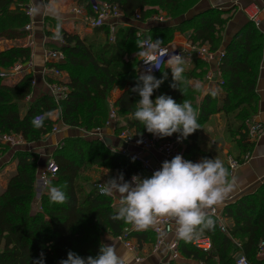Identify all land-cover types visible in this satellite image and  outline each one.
<instances>
[{
  "label": "trees",
  "instance_id": "16d2710c",
  "mask_svg": "<svg viewBox=\"0 0 264 264\" xmlns=\"http://www.w3.org/2000/svg\"><path fill=\"white\" fill-rule=\"evenodd\" d=\"M197 1L80 0V3L85 4L90 17H96L94 2L98 9L101 3H109L118 5L127 20H134L139 15L137 22L145 23L157 15L155 7L166 12L170 18L177 19ZM27 2L0 0V74L31 58L30 47H3L1 44L4 41L26 39L28 32L25 27L30 22L24 10ZM50 22L53 23L52 20ZM226 24L222 13L211 9L183 20L175 27H156L150 37L163 40L162 45H166L172 41L175 31L183 33L191 30L189 40L192 44H208L213 52L223 42ZM58 31L63 43L52 45L51 48L62 51L66 59L64 63L51 64L50 67L68 74V81L59 79L57 82L68 89L67 97L56 101L49 93H45L26 106L33 92V76L25 75L13 85L0 77V135L21 136L26 143L36 144L51 134L58 123L72 129L84 128V132L103 129L108 121V103L111 101L118 116L124 119L117 133L128 131L136 137H151L152 134L143 125L130 118L139 100L138 94L131 91L139 76V69L133 65L137 58L131 57V54L135 50V42L145 38L137 37L136 29L129 27L116 32L115 43L103 45L99 42L100 37L105 35V41L110 37L107 26L96 28L91 37H81L61 28ZM263 40L262 34L250 21L232 38L221 60L223 82L215 96L212 92L204 95L201 88L190 84L193 79L204 80L205 64L185 59L184 81L178 85L186 89L185 95L178 88L171 87V71L162 66L161 70L153 74L157 79H163V83L154 91L152 99L161 94L170 95L177 103L187 99L198 112L201 127L212 116L223 114L230 140L245 158L255 142L249 135L248 127L257 105L255 87ZM165 73L167 78H164ZM48 81L56 83L54 79ZM115 90L118 94L114 97ZM47 112H52V116L57 113L58 119L53 120L51 116L45 120L43 127L34 128L31 123L33 118ZM200 129L184 139L183 154L193 162L204 157L216 158L212 150L201 146ZM177 135L161 139L173 140ZM71 141L72 155L64 148L54 153L52 160L58 171L54 177H50L53 185H66L64 191L68 200L65 204H54L49 202L48 195H44L41 210L37 212L33 211L32 203L38 156L28 151L15 152L13 159L17 169L10 174L6 188L0 192V264H32V260L38 259L41 252L44 253V264H59L60 260L67 258L69 250L85 258L95 256L105 235L117 240L129 226L123 221L112 219L117 210L112 197L100 195L93 179L82 180L81 176L90 169L109 170L116 176L123 172L125 180H130L134 174L142 177L151 174L132 156L111 153L98 139ZM3 148L8 150L7 146L0 143V149ZM241 155L235 158L239 162L242 160ZM225 166L231 175L229 166ZM223 215L233 223L226 228L227 233L221 230L219 221L214 218L215 228L199 234L211 239L210 251H201L190 241L184 240L180 241L178 251L191 264H236L238 252L250 264H264V260L258 259L259 246L264 243V188L254 197L226 206ZM131 238L137 240L138 249H142L145 244L156 243V235L149 231L134 233Z\"/></svg>",
  "mask_w": 264,
  "mask_h": 264
},
{
  "label": "crops",
  "instance_id": "0c3cea01",
  "mask_svg": "<svg viewBox=\"0 0 264 264\" xmlns=\"http://www.w3.org/2000/svg\"><path fill=\"white\" fill-rule=\"evenodd\" d=\"M257 4L264 9V0H198L194 3L185 14L177 19L170 18L168 14L161 9L155 7L157 15L151 17L145 23H139L137 20H127L125 16H121L117 19L108 21L107 27L111 32L116 35V32L120 29H126L134 27L136 29L137 37L148 38L150 37L151 31L156 27L164 28L166 26H176L177 23L190 19L193 16L200 14L207 10H218L222 13V17L227 20L223 32V42L217 51H211L208 44H192L189 40L192 35L191 30L185 32L175 31L174 37L171 42L166 45H162L168 48L170 51L175 50H189L190 47L195 48L205 47L211 53H214L210 63L202 62L197 58L186 59L188 62L200 61L206 66V74L204 80L193 79L190 84L197 86L200 85L202 94L206 95L209 92L220 91L219 83L223 82V78L220 73V54L225 52L227 45L230 43L232 38L248 24V19L245 16L243 10L250 4ZM26 5H32L35 8V16L32 22V32L28 33L26 39L23 41H15V45H23L31 48V57L35 65V79L36 86L33 87V92L30 98L26 101L32 103L43 94L48 93V79H54L53 75L47 74L50 70V65L45 61V54L51 48L52 45H57L56 39L59 37L58 28H61L65 32L78 34L81 37H91L96 29L91 28L85 21V16L88 17L85 4L80 3V0H28ZM25 6V5H24ZM90 17V16H89ZM152 18H160L161 22L151 20ZM54 23V28L51 27ZM174 23H171L173 22ZM264 38V17L262 18L261 24L256 27ZM53 39L55 41H53ZM8 41L2 42L3 47H12L5 45ZM14 42V41H13ZM59 45V44H58ZM196 50L194 51V53ZM260 60L257 67L258 78L255 87L256 95V110L251 123H257L262 125L263 130L255 138L253 148L249 154L247 160L244 159L243 154L235 149L233 142L227 133V120L223 114L212 116L207 123H205L200 129V144L203 148L212 150L215 153L216 158L220 159L226 165L228 160L231 158H237L241 155L240 166L231 172L230 179L234 180V186L232 191L228 194L224 202L215 207L221 214L222 221L221 225L227 228L233 225L232 221L224 218L223 212L226 206L236 203L241 199L254 197L256 194L264 188V40L263 47L260 50ZM196 57V54H194ZM222 60V59H221ZM170 70V68H169ZM171 71V70H170ZM200 70L198 71V73ZM62 80L68 81L69 76L66 72L62 74ZM6 82V81H5ZM19 82V81H18ZM18 82L6 83L13 85ZM118 91L113 92L115 97ZM111 105L112 102L110 101ZM113 107V105H112ZM58 118V114L55 113L52 116L53 120ZM206 126V127H204ZM60 129V133H51L41 140L40 144L25 145L21 151H28L38 156L37 172H36V184H35V195L34 202L32 203V209L34 212L41 210V200L44 195H47V187L45 184L46 180L50 178H44V172L47 164L56 151L61 149L64 140L68 138L72 128L64 127L61 123L57 124ZM203 128V129H202ZM204 131L211 132L205 133ZM78 132V131H77ZM86 134L87 132L81 131ZM117 127L106 126L104 129H100V139L104 144H110L109 149H114V153L119 152L123 147V142L118 139ZM211 137V138H210ZM210 138V139H206ZM98 139V140H100ZM8 148V154L2 160L0 165V192L6 188L7 179L10 174L14 173L17 169V163L13 159L15 152L18 150ZM145 158L150 161L153 168L161 167L164 158L159 153H147ZM102 170L107 173L108 170ZM112 172V171H111ZM116 177V174L113 172ZM114 205H117L119 197L113 195ZM258 205V204H257ZM117 209V208H116ZM104 244H114L118 255L126 258L127 264H191L192 262L187 261L184 256L178 251V245L181 240H177L175 235L166 236L158 248L155 249V244H145L142 249H138L137 253L129 251L124 245L118 240L113 239L109 235H105L103 238ZM137 243V240H134ZM242 255L238 252L235 256L236 259ZM136 256H141L143 261L136 263ZM259 260H264V256H259Z\"/></svg>",
  "mask_w": 264,
  "mask_h": 264
},
{
  "label": "clouds",
  "instance_id": "9594fccd",
  "mask_svg": "<svg viewBox=\"0 0 264 264\" xmlns=\"http://www.w3.org/2000/svg\"><path fill=\"white\" fill-rule=\"evenodd\" d=\"M59 38V37H57ZM163 40L148 37L137 41L136 56L147 65V71L137 77V84L131 89L139 96L130 118L138 121L150 134L159 137L177 135V142H182L201 126L198 112L191 102L184 99L177 103L170 95L161 94L154 100L152 96L163 83L152 73L161 70L165 64L170 68L172 88H178L182 95L186 89L178 87L184 81L185 58L181 54H169L162 47ZM167 57V59H165ZM167 78V73L164 74ZM200 85H197V89ZM215 96L217 93H211ZM52 112L37 115L31 121L34 128L44 126ZM142 141H138L141 143ZM49 202L65 204L68 200L64 186L53 185L45 181ZM234 180L225 163L218 158L204 157L198 162L185 159L181 154L162 162L161 168L149 177L134 174L125 180L123 172L110 177L99 186L102 195H117L118 208L113 220L131 225L135 231H147L158 225L162 218L174 221L178 239L189 242L206 230H213L216 220L209 210L220 206L232 191ZM32 264H44V253ZM59 264H127L124 256L118 255L114 244L101 243L95 256L82 257L69 250L67 258Z\"/></svg>",
  "mask_w": 264,
  "mask_h": 264
},
{
  "label": "built area",
  "instance_id": "2783aa9c",
  "mask_svg": "<svg viewBox=\"0 0 264 264\" xmlns=\"http://www.w3.org/2000/svg\"><path fill=\"white\" fill-rule=\"evenodd\" d=\"M93 1V0H92ZM94 4L95 8V14L96 17H86L85 16V21L91 26V28L96 29L101 26H107L108 21L117 19L121 16H123L122 10L118 5H112L109 3H101L99 9L97 7V4ZM24 10L26 15L29 17L30 22L29 24L25 27V30L28 33L32 32V22L35 16V8L32 5H25ZM245 16L247 19L255 25V27H258L261 22L262 18L264 17V9L261 8L259 5L253 3L250 4L249 6L245 7L243 10ZM135 19L138 21L139 15L135 16ZM151 20H156L161 22L162 19L160 18H152ZM145 40V39H144ZM53 41H55L53 39ZM56 44L61 45L63 43V40L61 38L56 39ZM110 43L113 44L115 43V34L111 32V38H110ZM163 48H166L162 46ZM169 54H181L185 59H193L197 58L202 62H207L210 63L214 53H211L208 48L201 47V48H195V46L190 47L189 50H175V51H170L168 48ZM196 52L194 53V51ZM196 54V57L194 56ZM223 54H220V61L223 57ZM66 57L64 53L60 50L53 49L49 50L45 54V61L49 65L51 64H61L64 63ZM141 57H139V74H143L147 71V65L141 61ZM167 59V57H165ZM167 67V65H164ZM49 72L47 74L53 75V77L56 80V83H49L48 89H49V94L56 100V101H61L64 100L67 97L68 94V89L62 85H59L57 82H59V79L62 80V74L64 73L63 71H59L57 68H51L49 67ZM156 71H159L158 69H153L151 74H154ZM25 75H32L33 80H32V87L36 86V79H35V65L34 61L32 60V57L24 62V63H17L15 66H13L10 70L8 71H3L0 74V77L3 79V81H9V82H18L20 81ZM220 85V84H219ZM117 118V112L112 107L110 110L109 116H108V121L106 123V126H113ZM249 135L253 139L255 138L259 133L262 132L263 127L260 124L257 123H251L249 125ZM53 133L59 134L61 131L60 129L55 126ZM90 135L94 136L95 139H100V129H97L90 133ZM118 135V139L123 142V147L120 149L119 153L124 154V155H129L132 156L137 162L141 163L144 167V169L149 172L151 175L154 171L159 170L161 167L153 168L150 161L145 158V154L147 153H159L160 155L163 156L164 161L165 160H171L175 155L181 154L185 159L186 157L183 154V149H184V140L182 142H177V137L174 138L173 140H163L159 137H156L152 135L151 137H136L129 133L128 131H123ZM101 140V139H100ZM138 141H142L141 143H138ZM0 143L3 144L4 146H7L11 149H15L18 151H21L22 148L27 144L21 136H16V135H0ZM249 158V154L245 156V160ZM240 162L237 159L231 158L228 160V166L230 168V171H234L240 166ZM58 171V168L53 160H50L47 164V167L44 172V178H50L54 177ZM101 185V184H100ZM97 185V189L99 191V186ZM100 193V191H99ZM100 195H102L100 193ZM105 196V195H102ZM113 197V196H111ZM114 201V200H113ZM114 203V202H113ZM114 205V204H113ZM115 208H118V203L117 205H114ZM209 214L212 215L213 218L219 221L221 225L222 217L221 214L218 212L216 208L209 210ZM175 223L172 220H169L167 218H162L160 223L156 225L154 228H150L147 231L153 233L156 235V243H155V249L158 248L161 244H163V240L166 236L169 235H175ZM221 230L224 233L226 232V228L221 225ZM144 231H135L132 229V226L129 225L123 235L118 238L117 240L121 242L126 249L129 251L137 253V244L134 243V239L131 238L132 234L134 233H140ZM177 238V236H176ZM177 240H181L178 239ZM191 244L201 250V251H210L212 248V241L210 238L198 236L197 238H194L193 240L190 241ZM259 256H264V243L262 242L259 246ZM136 263H141L143 261L141 256H136L135 258ZM170 264V263H168ZM236 264H250L248 259L242 254L236 259Z\"/></svg>",
  "mask_w": 264,
  "mask_h": 264
},
{
  "label": "rangeland",
  "instance_id": "374dc122",
  "mask_svg": "<svg viewBox=\"0 0 264 264\" xmlns=\"http://www.w3.org/2000/svg\"><path fill=\"white\" fill-rule=\"evenodd\" d=\"M158 14V13H157ZM156 15V14H155ZM51 27L53 28V29H55L54 28V24L53 25H51ZM105 38H106V36L105 35H102L101 37H100V39H99V42H102L101 44H103V45H105L106 43H110V38H111V35H110V37L105 41ZM143 38V37H142ZM6 43V42H5ZM3 44V43H2ZM16 43H15V41L14 42H10V43H6L5 45H8V46H12V45H15ZM111 44V43H110ZM134 52H132V54H131V57H136L137 58V60L135 61V63L133 64V65H135L136 66V68L137 69H139V56H136V53H137V51H138V49H137V46H136V42H135V46H134ZM128 58V57H127ZM126 58V59H127ZM187 62V61H186ZM138 75H140L139 73H138ZM220 83H222V82H220ZM219 83V84H220ZM30 103H27V105L26 106H28ZM108 105H109V112H110V110L112 109V105H111V103L109 102L108 103ZM58 118H56V120H57ZM124 121V119L122 118V117H120V116H118V114H117V118H116V121H115V123L113 124V127H117V130L120 128V126H122L123 125V122ZM57 126V125H56ZM105 127H106V125H105ZM104 127V128H105ZM204 127H206V126H204ZM103 128V129H104ZM203 129V128H202ZM82 130H84V128H77V129H72V131H71V133H69V135H68V138L66 139V140H64V143H63V145L61 146V148H64L65 150H66V152L67 153H69L70 155H72V149H71V143H72V141L71 140H73V139H81V140H83V139H86V140H90V139H95V137L94 136H92V135H90V133H92L93 131H88L86 134H84V133H82L81 131ZM78 131V132H77ZM205 133H211V132H207V131H204ZM119 134V133H118ZM45 138V137H44ZM43 138V139H44ZM176 138V137H175ZM211 138V137H210ZM210 138H206V139H210ZM42 139V140H43ZM99 141H101L102 142V139L101 140H99ZM41 142H38V143H36V145L37 144H40ZM27 146H29V145H35V144H26ZM107 147H109V143L108 144H105ZM109 149V148H108ZM109 151L111 152V153H114V149H112V150H110L109 149ZM8 150H6V149H0V165H1V163L3 162L2 160H4V158L7 156V154H8ZM110 177H115V175L113 174V172H111V171H107V173H104V172H102V170H98V169H96V170H94V169H90V170H87V171H85L83 174H82V176H81V178H82V180H85V179H88V178H91V179H93V181H94V183L96 184V185H100V184H102V183H104L107 179H109ZM104 238V237H103ZM103 238H102V240H103Z\"/></svg>",
  "mask_w": 264,
  "mask_h": 264
}]
</instances>
